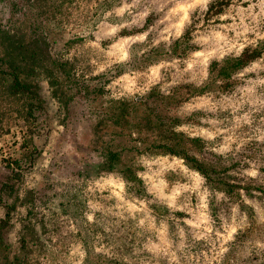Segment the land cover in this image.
<instances>
[{
	"label": "rangeland",
	"instance_id": "rangeland-1",
	"mask_svg": "<svg viewBox=\"0 0 264 264\" xmlns=\"http://www.w3.org/2000/svg\"><path fill=\"white\" fill-rule=\"evenodd\" d=\"M0 23L35 27L75 74L65 112L41 83L39 153L15 180L45 218L41 264H264V0H0ZM245 50L259 55L226 75ZM117 99L131 125L172 121L191 154L239 185L207 182L153 148L154 132L115 134ZM99 136L119 153L112 167L91 151ZM22 140L19 124L0 136V183Z\"/></svg>",
	"mask_w": 264,
	"mask_h": 264
},
{
	"label": "trees",
	"instance_id": "trees-1",
	"mask_svg": "<svg viewBox=\"0 0 264 264\" xmlns=\"http://www.w3.org/2000/svg\"><path fill=\"white\" fill-rule=\"evenodd\" d=\"M37 33L35 27L32 28L31 35H27L23 28L10 30L0 23V136L8 133L13 124H19L23 137L20 144V148L23 149L21 158L8 161L10 173L0 183V205L5 209L4 216L0 218V264L42 263L41 258H44L43 251L47 241L43 237L45 218H40L37 222L34 220L32 215L36 206V192L33 188L15 186V180L21 178L22 161L25 160L27 164L25 167L31 166L39 153L38 146L34 143V134L39 124L37 113L44 107L40 91L41 83H46L52 97L58 102V108L65 112L68 110L71 96L66 94L63 86L67 88L66 83H72L75 77L72 66H68L66 60L52 58L46 52L44 40L42 41ZM257 55H259L257 51L245 50L240 57L231 59V72H226V75L230 76ZM61 76L64 80H60ZM112 104L118 110L114 118H111L116 128L121 126L124 129L121 124L123 123L128 125L126 127L128 130L136 129L142 132L145 129V132H154L161 139L153 141V148L158 147L163 153L181 156L186 164L199 172L207 182L218 187L222 185L225 191H231L232 186L239 185L225 173L213 170L212 167L207 166V163L191 154L184 146L182 133L172 127V121L168 122L167 128L164 119L154 122L147 115L144 121H134L131 125L128 119L129 103L117 99L113 100ZM102 119L103 117L96 123L97 127L102 124ZM114 133L119 135L123 131L120 129ZM100 138L101 136L97 137ZM102 139L103 137L99 145L91 147V151H98L103 157L104 164L112 167L119 153L106 150L109 144H105L106 141ZM126 165L120 169L124 182L127 185H138L141 182L140 178L130 165ZM3 191L8 193L9 199L2 196ZM14 212L20 213V218L15 217ZM16 226V238L12 241L8 233Z\"/></svg>",
	"mask_w": 264,
	"mask_h": 264
}]
</instances>
